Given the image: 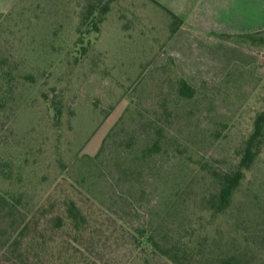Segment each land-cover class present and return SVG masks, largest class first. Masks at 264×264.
<instances>
[{"label":"rangeland","instance_id":"374dc122","mask_svg":"<svg viewBox=\"0 0 264 264\" xmlns=\"http://www.w3.org/2000/svg\"><path fill=\"white\" fill-rule=\"evenodd\" d=\"M98 1L0 0V264H264V143L209 211L264 109V32L236 44L253 62L188 97L164 62L178 20L102 0L82 26ZM68 199L82 233L54 226Z\"/></svg>","mask_w":264,"mask_h":264},{"label":"crops","instance_id":"0c3cea01","mask_svg":"<svg viewBox=\"0 0 264 264\" xmlns=\"http://www.w3.org/2000/svg\"><path fill=\"white\" fill-rule=\"evenodd\" d=\"M178 20L165 47L180 78L193 88L222 81L254 61L234 39L264 32V0H153ZM174 15V16H173Z\"/></svg>","mask_w":264,"mask_h":264},{"label":"trees","instance_id":"16d2710c","mask_svg":"<svg viewBox=\"0 0 264 264\" xmlns=\"http://www.w3.org/2000/svg\"><path fill=\"white\" fill-rule=\"evenodd\" d=\"M102 2H103L102 0H99L94 5H90L88 9V13L85 16L84 21L82 22V26L85 24L86 20L90 16L96 18L95 20H97V23H95V27L97 28H98V24H101L104 21L105 15L109 12V5L106 4L104 6H100ZM167 12L170 14L169 11ZM253 36L254 35H248L244 37H227V38L234 39V42L236 43H241L242 40L251 39ZM181 86H182V93L185 96L192 97L193 94L195 93L196 89L183 80H181ZM263 143H264V109L256 116L254 120L253 130L245 142L244 149L242 151L241 159L237 169L233 172L225 173L219 178L217 192L213 194L210 198L209 211L214 216L223 215L229 210L236 192L239 190L243 180L245 179L246 173L253 167L262 149ZM158 150H159V146L156 144L150 147L146 153L156 154ZM62 212L63 214L62 213L58 214L53 219L55 228L62 230L73 227L75 232L78 234L82 233L85 230V227L88 224L87 217L83 214L82 210L78 207L75 201H73L72 199H68L64 203ZM178 250L179 249H176V251ZM224 264H258V263L245 262L242 259H239L238 257H232L228 261L224 262Z\"/></svg>","mask_w":264,"mask_h":264}]
</instances>
